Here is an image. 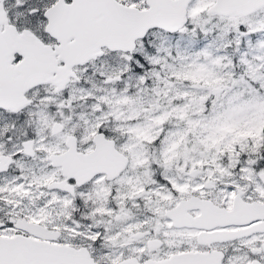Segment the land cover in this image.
<instances>
[{
	"label": "snow or ice",
	"instance_id": "obj_1",
	"mask_svg": "<svg viewBox=\"0 0 264 264\" xmlns=\"http://www.w3.org/2000/svg\"><path fill=\"white\" fill-rule=\"evenodd\" d=\"M0 264H264V0H0Z\"/></svg>",
	"mask_w": 264,
	"mask_h": 264
}]
</instances>
